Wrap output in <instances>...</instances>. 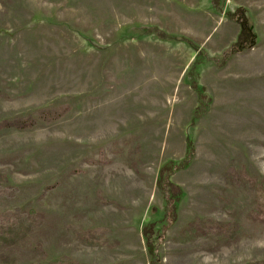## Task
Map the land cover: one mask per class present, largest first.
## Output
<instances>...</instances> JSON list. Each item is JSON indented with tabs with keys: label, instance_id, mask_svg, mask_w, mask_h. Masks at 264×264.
Returning <instances> with one entry per match:
<instances>
[{
	"label": "rangeland",
	"instance_id": "374dc122",
	"mask_svg": "<svg viewBox=\"0 0 264 264\" xmlns=\"http://www.w3.org/2000/svg\"><path fill=\"white\" fill-rule=\"evenodd\" d=\"M220 1L223 13L211 0H0V120L71 107L0 132V189H18L0 195V211L45 217L0 249V264H264V222L251 214L264 206V0ZM238 8L253 18L256 44L223 66L205 54L194 75L193 46L144 32L158 26L219 56L240 33L225 13ZM197 107L206 112L195 118ZM188 139L195 155L170 176L183 194L165 227L158 174L185 157ZM196 218L239 229L201 235ZM75 229H101L105 242L86 244Z\"/></svg>",
	"mask_w": 264,
	"mask_h": 264
},
{
	"label": "trees",
	"instance_id": "16d2710c",
	"mask_svg": "<svg viewBox=\"0 0 264 264\" xmlns=\"http://www.w3.org/2000/svg\"><path fill=\"white\" fill-rule=\"evenodd\" d=\"M214 8L223 13L225 8V1L221 3L220 0H211ZM228 10L225 13L228 17L239 23L241 26L240 33L236 41L229 45V47L224 50L219 56H208L205 49L200 45L193 42L190 38L185 36H177L167 33L158 26H144V32L146 34H157L162 39L166 40H179L188 43L193 46L197 51L196 60L191 68V74L194 75V71L198 68V65L207 58L209 61H213L217 66H223L226 62L238 51H241L247 47L256 44V40L253 41L255 32L251 29L253 26V18L247 15V11ZM206 54V57L204 58ZM208 56V57H207ZM204 58V59H203ZM193 87L198 91L201 103L206 108L209 103V96L207 95L205 88L198 83L196 76L193 78ZM0 97H7L3 94L0 89ZM201 106V105H200ZM71 110L69 106H45L35 109L33 112L27 115L17 116L14 118H5L0 120V132L5 129H18L27 130L36 127L40 123H52L60 119L65 113ZM205 109L202 107H197L195 111V118L200 117L205 113ZM195 155L194 143L191 139L187 140V149L185 157L180 161H169L165 163L158 174L157 186L162 192L165 200L164 204V215L162 222L165 227L171 226L177 219L178 204L180 202L181 196L183 194L182 188L175 185L170 176L175 170L182 167H187ZM18 190L16 187H4L0 189V195H10L14 194ZM258 210L253 211L252 219L254 221L264 222V219H260V215H264V206L261 205L257 207ZM44 214L36 209L25 210L20 207H14L11 209H4L0 211V249L13 246L18 243H23L27 239L28 234L39 227L44 220ZM190 226L196 230L201 235H216V236H228L232 238L234 234L238 231L239 225L236 223L229 227L228 224L223 223L216 219L211 218H196L190 223ZM156 226L153 223H149L144 226L143 234L149 245L150 253L153 257L157 255V247L153 239V231H155ZM75 236L82 242L93 245L98 243H103L105 240L99 238V234H102L101 229L93 230H74ZM103 240V241H102ZM34 264H43L41 262ZM48 264H78L75 261L69 259H61L57 261L50 262Z\"/></svg>",
	"mask_w": 264,
	"mask_h": 264
}]
</instances>
